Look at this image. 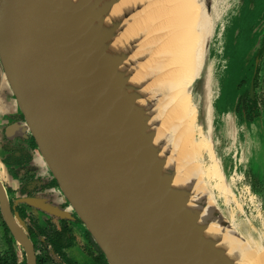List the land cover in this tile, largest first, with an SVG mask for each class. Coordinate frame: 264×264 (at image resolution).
Returning <instances> with one entry per match:
<instances>
[{
	"label": "water",
	"instance_id": "water-1",
	"mask_svg": "<svg viewBox=\"0 0 264 264\" xmlns=\"http://www.w3.org/2000/svg\"><path fill=\"white\" fill-rule=\"evenodd\" d=\"M78 1L0 0V93L4 78L17 105L8 116L24 118L10 131L31 134L108 264H219L201 242L204 227L167 187L146 125L130 116L115 70L103 65L112 43L98 37V24L124 0L82 7V17L64 11L63 3ZM210 1L204 0L207 13ZM0 210L27 263L35 264L1 185Z\"/></svg>",
	"mask_w": 264,
	"mask_h": 264
},
{
	"label": "rangeland",
	"instance_id": "rangeland-1",
	"mask_svg": "<svg viewBox=\"0 0 264 264\" xmlns=\"http://www.w3.org/2000/svg\"><path fill=\"white\" fill-rule=\"evenodd\" d=\"M146 5V0H139V7L130 8L129 13L108 16V21L103 19L104 21L98 24L97 33L98 37H103L101 39H104V44L112 43L110 51L103 53V65L105 69L115 70V81L120 83L119 89L126 95L130 116L145 123L146 126L143 128L146 138L151 141L155 136V124L153 127L150 126L151 112L148 114L145 105H141L140 102L145 99L147 83L151 76L153 78L156 76V73L147 77L148 79L139 78L148 68L145 67V63L150 51L140 52L146 37L137 29L130 30L128 35H124L123 27L124 22L129 20L130 24H137L138 19L142 20L143 15L140 11ZM210 6L208 14L212 21V31L207 44L206 58L190 94L191 105L196 112L193 139L199 152V160L208 175L215 180L207 179L204 181V186L210 194L214 208L223 220L219 222L217 234L209 232L214 235L209 236L212 241L207 245L215 260L220 261L221 258L219 264H248L243 259L236 258L235 255L241 251L234 249L229 242L225 243L223 234L229 228L235 235L233 240L239 238L237 243L245 247L253 256H256V251L260 256L263 254L264 57L256 85L258 119L245 123L234 112L242 92L238 88L243 86L241 84L247 86V83L251 82L256 50L263 41L264 19L261 18L264 13V0H211ZM138 35L140 38H137ZM145 74L149 75L147 72ZM205 78H208L207 83L204 81ZM207 90L209 135L205 134L203 110ZM15 111H17L16 102L3 78L0 93V121L3 115L8 116ZM6 120L10 121V118H6L5 122ZM208 143L213 145L211 152L214 151L217 167L214 163L215 159L212 161L207 154ZM213 167L219 169L216 175L221 178L222 183L215 179ZM41 169L46 172L45 167L41 166ZM206 222L203 220V227L208 226ZM205 230L207 227L202 229L203 235ZM1 234L0 225V239ZM258 248H262L263 251ZM3 252L0 241V254ZM16 253L18 260H21L22 253L18 250Z\"/></svg>",
	"mask_w": 264,
	"mask_h": 264
},
{
	"label": "bare ground",
	"instance_id": "bare-ground-1",
	"mask_svg": "<svg viewBox=\"0 0 264 264\" xmlns=\"http://www.w3.org/2000/svg\"><path fill=\"white\" fill-rule=\"evenodd\" d=\"M106 2L108 0H80L71 4L63 3V9L67 14L82 17L83 12L79 11L82 7L97 10ZM146 2L147 5L140 11L143 19H138V22L136 20L137 24H130L129 20L124 22L123 27L124 35H128L130 30L137 29L146 37L140 52L150 51L145 63V67L148 68L139 78H147L156 73V76L154 78L151 76L147 83L148 89L144 99L146 102H140L141 105H145L148 114L151 112L150 126L153 127L155 124V136L148 143V147L151 153L159 156L158 166L163 168L167 187L179 193V203L191 215L190 219L195 222V226L201 229L203 220L207 221L208 226H205L207 230L201 242L209 243L212 241L209 236L218 233L221 219L204 186V181L208 179V172L201 165L199 152L193 139L196 112L191 105L190 94L191 87L199 78L206 58L212 21L205 11L204 0H146ZM132 7H139V0H124L109 13V16L129 13ZM135 15L137 16L138 13ZM94 28L95 26L92 27ZM137 38H140L139 35ZM146 72L149 75L145 74ZM207 79L204 80L206 83ZM206 86L209 88L207 84ZM208 94L209 92L205 96L203 110L205 134L209 135ZM211 147H213L212 143L210 145L208 143L207 154L213 161L215 155L213 150L211 152ZM214 163L217 167L216 159ZM213 168L215 179L221 182V178L217 176L219 169ZM223 235L225 243L229 242L234 249L244 253L239 252L235 255L236 258H241L248 264H264L262 248L258 249L263 251V254L260 256L256 251V257L237 243L239 238L233 240L235 235L231 229L228 228Z\"/></svg>",
	"mask_w": 264,
	"mask_h": 264
},
{
	"label": "flooded vegetation",
	"instance_id": "flooded-vegetation-1",
	"mask_svg": "<svg viewBox=\"0 0 264 264\" xmlns=\"http://www.w3.org/2000/svg\"><path fill=\"white\" fill-rule=\"evenodd\" d=\"M262 57L264 52L255 57L251 82L247 86L241 82L243 86L238 88L242 92L234 113L241 119L243 113L247 120L250 116V119H258L256 85ZM251 84L252 97L249 94ZM8 117L3 115L0 121V185L11 216L32 246L35 264H108L52 178L31 134L10 131L14 124H22L24 118L16 113L5 122ZM31 200L36 205L27 203ZM0 223L4 250L0 254V264H28L26 253L6 227L1 210ZM17 250L22 253L21 260L17 258Z\"/></svg>",
	"mask_w": 264,
	"mask_h": 264
},
{
	"label": "trees",
	"instance_id": "trees-1",
	"mask_svg": "<svg viewBox=\"0 0 264 264\" xmlns=\"http://www.w3.org/2000/svg\"><path fill=\"white\" fill-rule=\"evenodd\" d=\"M260 52L261 53H263L264 52V41H262V43H261V45H260V49L259 48H257V50H256V53H257V55H259L260 54ZM249 116V115H248ZM251 117V116H250ZM250 117H249V119L247 120L246 118H247V115L245 114V113H243V115H242V121L243 122H249V121H253L255 118H252V119H250ZM212 180V181H215L214 180V178L213 177H211L210 175H208V180ZM215 183V182H214ZM218 188V187H217ZM219 189V188H218Z\"/></svg>",
	"mask_w": 264,
	"mask_h": 264
}]
</instances>
